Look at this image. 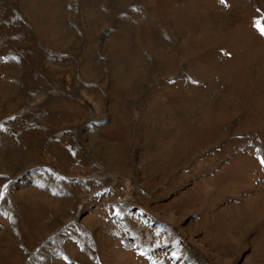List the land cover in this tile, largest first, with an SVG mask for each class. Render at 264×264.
<instances>
[{
  "label": "rangeland",
  "instance_id": "rangeland-1",
  "mask_svg": "<svg viewBox=\"0 0 264 264\" xmlns=\"http://www.w3.org/2000/svg\"><path fill=\"white\" fill-rule=\"evenodd\" d=\"M264 0H0V264H264Z\"/></svg>",
  "mask_w": 264,
  "mask_h": 264
},
{
  "label": "snow or ice",
  "instance_id": "snow-or-ice-1",
  "mask_svg": "<svg viewBox=\"0 0 264 264\" xmlns=\"http://www.w3.org/2000/svg\"><path fill=\"white\" fill-rule=\"evenodd\" d=\"M221 2H223V0H221ZM260 31L264 34V28H260ZM261 163H264V160H261Z\"/></svg>",
  "mask_w": 264,
  "mask_h": 264
}]
</instances>
